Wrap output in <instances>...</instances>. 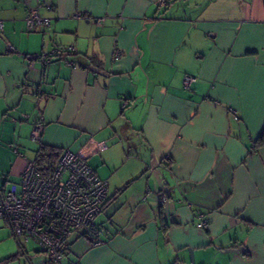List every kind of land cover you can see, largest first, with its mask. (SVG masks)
I'll return each mask as SVG.
<instances>
[{
	"label": "crops",
	"instance_id": "1",
	"mask_svg": "<svg viewBox=\"0 0 264 264\" xmlns=\"http://www.w3.org/2000/svg\"><path fill=\"white\" fill-rule=\"evenodd\" d=\"M262 129L264 0H0V193L40 146L108 186L61 264H264ZM19 242L0 217V264L47 259Z\"/></svg>",
	"mask_w": 264,
	"mask_h": 264
},
{
	"label": "built area",
	"instance_id": "2",
	"mask_svg": "<svg viewBox=\"0 0 264 264\" xmlns=\"http://www.w3.org/2000/svg\"><path fill=\"white\" fill-rule=\"evenodd\" d=\"M156 2L166 4V0ZM25 18L30 26L50 25V19L41 17L37 9H29ZM66 50L73 47H54L46 54H28L26 58L48 62L50 55ZM192 80L186 76L185 85ZM31 138L40 141V125L33 128ZM107 194L106 180L99 177L87 158L59 149L51 167L38 166L34 161L26 163L18 180L0 193V217L7 218L22 245L34 242L47 255L41 264H61L66 241L75 231L97 235L94 219L103 210ZM156 197L159 204L167 200L162 190L156 192ZM204 224L200 221L197 227L203 228ZM94 242L101 240L96 237Z\"/></svg>",
	"mask_w": 264,
	"mask_h": 264
},
{
	"label": "trees",
	"instance_id": "3",
	"mask_svg": "<svg viewBox=\"0 0 264 264\" xmlns=\"http://www.w3.org/2000/svg\"><path fill=\"white\" fill-rule=\"evenodd\" d=\"M255 146L264 145V129H262L259 137L255 140ZM59 149H53L48 147H42L37 150V155L34 162L41 167H51L54 164L55 158L58 154ZM107 202V201H106ZM106 204V203H105ZM105 206V205H104ZM104 208V207H103ZM21 249L24 248L21 242H19ZM12 259L7 258L5 260Z\"/></svg>",
	"mask_w": 264,
	"mask_h": 264
},
{
	"label": "water",
	"instance_id": "4",
	"mask_svg": "<svg viewBox=\"0 0 264 264\" xmlns=\"http://www.w3.org/2000/svg\"><path fill=\"white\" fill-rule=\"evenodd\" d=\"M243 248L242 247H237L236 249H235V251H237V252H243ZM189 252L191 253V250H189Z\"/></svg>",
	"mask_w": 264,
	"mask_h": 264
},
{
	"label": "rangeland",
	"instance_id": "5",
	"mask_svg": "<svg viewBox=\"0 0 264 264\" xmlns=\"http://www.w3.org/2000/svg\"><path fill=\"white\" fill-rule=\"evenodd\" d=\"M44 254V253H43ZM46 255V254H45Z\"/></svg>",
	"mask_w": 264,
	"mask_h": 264
}]
</instances>
